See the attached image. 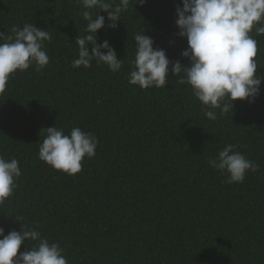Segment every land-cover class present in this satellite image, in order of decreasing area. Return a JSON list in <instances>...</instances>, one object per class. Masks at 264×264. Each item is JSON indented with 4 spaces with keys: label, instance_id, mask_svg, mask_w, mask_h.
<instances>
[{
    "label": "trees",
    "instance_id": "16d2710c",
    "mask_svg": "<svg viewBox=\"0 0 264 264\" xmlns=\"http://www.w3.org/2000/svg\"><path fill=\"white\" fill-rule=\"evenodd\" d=\"M177 4L130 0L116 29L98 31V42L108 40L122 59L113 72L95 60L72 67L75 40L87 34L80 0H0V32L31 23L51 35L47 66L17 70L0 94V155L21 168L0 205L5 234L21 230V216L59 243L68 264H264V82L255 102L238 99L224 116L217 109L216 120L171 71L166 87L129 83L138 32L190 66L181 56L188 44L177 35ZM98 11L107 24V12ZM250 35L264 74V34L254 26ZM51 126L98 138L96 156H86L77 174L40 160ZM228 144L260 166L242 183H225L226 174L208 164ZM37 243L25 241L20 251Z\"/></svg>",
    "mask_w": 264,
    "mask_h": 264
},
{
    "label": "clouds",
    "instance_id": "9594fccd",
    "mask_svg": "<svg viewBox=\"0 0 264 264\" xmlns=\"http://www.w3.org/2000/svg\"><path fill=\"white\" fill-rule=\"evenodd\" d=\"M81 15L87 21L86 35L77 36L78 58L73 68L91 67L92 61L103 63L113 72L122 68V59L108 40L98 42L97 33L106 26L116 29L120 16L130 6V0H80ZM147 0H135L143 6ZM96 10L93 18L92 10ZM98 10L107 12L106 17ZM177 35L187 39L188 47L181 56L190 61V66L179 59L171 60L166 50L154 47V38L138 32L135 39V59L129 73V83L142 89L166 87L169 73L179 77L180 84L191 86L193 94L205 106L204 115L210 120L224 116L233 109L236 100L250 103L261 94L264 74L258 71L255 57L258 41L250 35L254 26L258 34H264V0H182L176 6ZM51 35L45 28L25 23L22 28L13 27L11 34L0 32V94L6 90L8 81L17 70L25 71L35 64L36 70L47 66L50 57L45 50V41ZM91 45V48L89 47ZM106 50V51H102ZM171 65V69L170 66ZM230 102V103H229ZM44 130V129H43ZM42 130V131H43ZM98 138L91 132L75 127L70 135L56 126L46 127V136L39 146V158L68 175L82 170V161L87 156H96ZM228 144L218 155L209 158L208 164L222 175L225 183H242L248 171L258 172L260 166ZM21 176L19 161L5 159L0 155V205L10 198ZM21 230L5 234L0 226V264H68L58 242L42 238L40 232L28 228L23 217L15 216ZM25 241H38L33 247L20 251Z\"/></svg>",
    "mask_w": 264,
    "mask_h": 264
}]
</instances>
